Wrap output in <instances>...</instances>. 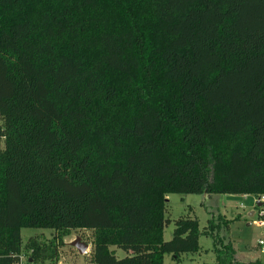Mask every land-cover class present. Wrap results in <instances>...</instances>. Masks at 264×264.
I'll return each instance as SVG.
<instances>
[{
	"label": "trees",
	"instance_id": "obj_1",
	"mask_svg": "<svg viewBox=\"0 0 264 264\" xmlns=\"http://www.w3.org/2000/svg\"><path fill=\"white\" fill-rule=\"evenodd\" d=\"M0 118V264H57L77 229L92 264H164L202 231L203 264H264L214 219L164 240L168 194H264V0H0Z\"/></svg>",
	"mask_w": 264,
	"mask_h": 264
},
{
	"label": "rangeland",
	"instance_id": "obj_2",
	"mask_svg": "<svg viewBox=\"0 0 264 264\" xmlns=\"http://www.w3.org/2000/svg\"><path fill=\"white\" fill-rule=\"evenodd\" d=\"M166 218L170 223L165 227L164 240L172 239L176 228V220L181 218L197 219L200 230L208 225L210 219H214L220 227L215 230L227 243H231L236 258L243 262L263 260L260 240H264V227L254 223L258 216H250V210L257 213L258 208L254 204V197L231 195V194H176L171 193L166 197ZM229 226H226V221ZM23 245H26L31 238H40L41 242L51 241L56 232L49 228H24L21 230ZM77 237L88 244L85 254H80L71 245ZM93 230H73L69 236L64 238L65 245L60 247V258L57 264H92L91 254L93 250ZM200 251L195 253H183L178 258L167 253L164 257V264H203L213 263L216 260L214 238L210 234H202L199 238ZM114 248V247H113ZM118 258L125 257L122 249L115 248ZM31 250H24L27 258ZM29 264H35L30 263ZM48 264V263H46ZM55 264V263H53Z\"/></svg>",
	"mask_w": 264,
	"mask_h": 264
},
{
	"label": "built area",
	"instance_id": "obj_3",
	"mask_svg": "<svg viewBox=\"0 0 264 264\" xmlns=\"http://www.w3.org/2000/svg\"><path fill=\"white\" fill-rule=\"evenodd\" d=\"M6 140L5 128L3 126L2 119L0 118V150L4 147ZM255 203L257 204L258 211L256 215L258 219L254 221L258 226L264 227V194L256 197ZM259 245L261 246V253L264 254V240L259 241ZM18 264H29L28 258L24 254L19 255Z\"/></svg>",
	"mask_w": 264,
	"mask_h": 264
},
{
	"label": "water",
	"instance_id": "obj_4",
	"mask_svg": "<svg viewBox=\"0 0 264 264\" xmlns=\"http://www.w3.org/2000/svg\"><path fill=\"white\" fill-rule=\"evenodd\" d=\"M71 245L76 248L80 254H85L87 252L88 244L82 241L80 237H77L74 241H72Z\"/></svg>",
	"mask_w": 264,
	"mask_h": 264
},
{
	"label": "crops",
	"instance_id": "obj_5",
	"mask_svg": "<svg viewBox=\"0 0 264 264\" xmlns=\"http://www.w3.org/2000/svg\"><path fill=\"white\" fill-rule=\"evenodd\" d=\"M240 196H242V195H240ZM248 197H250V196H245V198H248ZM252 197H253V196H252ZM255 199H256V197H254V204H255V206H256L257 204L255 203ZM251 212H252V213H251ZM249 215H250V216H252V215L256 216V212H254V210H250Z\"/></svg>",
	"mask_w": 264,
	"mask_h": 264
}]
</instances>
